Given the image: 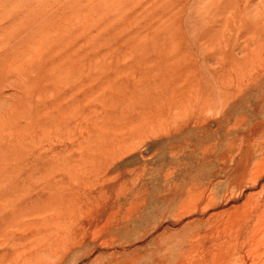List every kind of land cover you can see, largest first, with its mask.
I'll use <instances>...</instances> for the list:
<instances>
[{"label":"rangeland","instance_id":"rangeland-1","mask_svg":"<svg viewBox=\"0 0 264 264\" xmlns=\"http://www.w3.org/2000/svg\"><path fill=\"white\" fill-rule=\"evenodd\" d=\"M263 204L264 0H0V264H264Z\"/></svg>","mask_w":264,"mask_h":264},{"label":"bare ground","instance_id":"bare-ground-1","mask_svg":"<svg viewBox=\"0 0 264 264\" xmlns=\"http://www.w3.org/2000/svg\"><path fill=\"white\" fill-rule=\"evenodd\" d=\"M240 48V47H239ZM262 163V162H261ZM256 170V169H255ZM252 171V170H251ZM259 172V170H257ZM262 171V170H261ZM255 172V171H252ZM251 173V172H250ZM256 174V173H255ZM255 174L253 177H255ZM259 175V174H258ZM249 177V176H248ZM257 178V176L255 177ZM247 180L249 178H246ZM250 179H252V177L250 176ZM254 179V178H253ZM256 180V179H255ZM253 180V181H255ZM251 181V180H250ZM252 181V182H253ZM212 195V194H211ZM210 196V195H209ZM207 199V198H206ZM205 199V200H206ZM248 199V198H247ZM211 203V202H210ZM213 203V202H212ZM264 205V204H263ZM202 208V207H201ZM206 208V207H205ZM181 209V207H180ZM258 209V208H257ZM206 210V209H204ZM237 210V209H236ZM248 213V215L244 218H241V216L238 214V212L234 211V213L236 212L238 214V218L237 217H229V218H225L226 220L223 221V223L221 224L222 227L224 228V235L226 237H230L232 238V240L236 241L237 246L245 248L249 250V252H257L259 255H257V259L259 260H264V207H262V210L258 209L256 211H252ZM190 214V213H189ZM232 213L229 214V216ZM241 214V213H240ZM234 216V215H233ZM237 216V215H236ZM212 236V234H211ZM217 238V237H216ZM242 240L241 242H239V240ZM229 240V239H228ZM227 244V243H226ZM219 245V244H218ZM223 246V245H222ZM233 246V245H232ZM231 247V246H230ZM236 248V247H235ZM220 249V248H219ZM230 249V248H229ZM247 250V252H248ZM233 251V250H232ZM237 251V250H236ZM215 252V251H214ZM221 252V250H220ZM195 253V252H194ZM230 253V252H228ZM221 255V254H220ZM227 255V254H226ZM248 255V254H247ZM218 256V255H217ZM254 256V255H253ZM216 258V254L215 256H213ZM232 257V256H231ZM252 257V256H250ZM218 258V257H217ZM221 258V257H220ZM223 258V257H222ZM221 258V259H222ZM255 258V259H256ZM213 260V259H212ZM217 260V259H216ZM195 261V259H194ZM255 261V260H254ZM217 262V261H216ZM215 263V261H214ZM213 263V264H214ZM222 263V262H221ZM225 263V262H224ZM227 263V262H226ZM220 264V263H219ZM256 264V263H253ZM258 264V263H257Z\"/></svg>","mask_w":264,"mask_h":264}]
</instances>
